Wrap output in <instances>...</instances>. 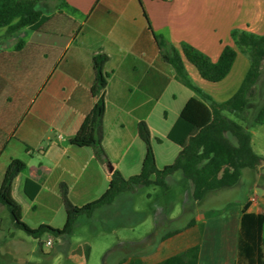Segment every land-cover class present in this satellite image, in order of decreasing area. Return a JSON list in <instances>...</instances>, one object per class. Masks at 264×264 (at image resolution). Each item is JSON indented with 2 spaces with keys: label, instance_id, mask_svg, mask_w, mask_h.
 Instances as JSON below:
<instances>
[{
  "label": "crops",
  "instance_id": "1",
  "mask_svg": "<svg viewBox=\"0 0 264 264\" xmlns=\"http://www.w3.org/2000/svg\"><path fill=\"white\" fill-rule=\"evenodd\" d=\"M40 8L46 20L38 30L10 32L0 28V185L11 160L25 163L12 183L10 197L19 206V219L33 229L41 222L29 223L39 219L58 228L52 222L65 210L61 184L67 187L69 201L80 207L106 191L111 179L108 165L124 178L140 172L146 152L137 135L140 121L147 124L151 143H155L152 147L157 168L178 155L179 146L166 135L192 95L180 89L183 85L162 60L152 33L162 36L180 54L184 42L211 62L218 60L225 46L235 49L229 73L217 83L203 80L181 54L192 84L212 95L217 103L229 97L222 95L237 90L250 66L231 32L264 35V0H47ZM98 54L108 58L104 66L107 84L101 142L108 164L97 161L91 147L70 143L95 102L90 88L92 60ZM169 87L180 91L183 99L178 106L175 93H170L176 110L171 121L167 112H162L167 125L158 132V106ZM250 135L256 153L254 143L260 144L262 139ZM156 138L162 141L158 143ZM161 146H165L162 152L157 150ZM259 156L264 163V156ZM258 168L245 169L239 183L232 187L241 191L238 200L227 199L220 210L204 209L216 193L232 188L209 193L199 204L194 201L198 210L182 228L158 239L144 234L119 239L113 247L103 249L98 264H158L193 247H198L197 264H238L244 206L248 205L247 213L264 215V185L257 180L261 178ZM27 179L40 187L33 201L24 193ZM178 183L191 200L189 181L182 176ZM168 190L169 186L164 191ZM171 219L169 216L167 220ZM117 225L124 228L128 222ZM89 250L85 248L84 257Z\"/></svg>",
  "mask_w": 264,
  "mask_h": 264
},
{
  "label": "trees",
  "instance_id": "2",
  "mask_svg": "<svg viewBox=\"0 0 264 264\" xmlns=\"http://www.w3.org/2000/svg\"><path fill=\"white\" fill-rule=\"evenodd\" d=\"M42 1L47 0H0V28H7L10 32L22 28L38 30L46 20L40 8ZM62 5L66 6L65 3ZM152 34L162 60L173 69L175 80L194 93L166 135L167 140L180 148L174 161L161 169L157 168L149 128L144 121H140L137 135L146 148L140 172L124 178L119 171L113 170L106 191L98 199L80 207L69 201L67 187L61 184L60 195L66 212L64 226L53 228L41 224L33 229L19 219V206L10 197L14 179L26 167L23 161L13 159L6 167L0 185V204L7 208L16 228L33 238H38L45 232L56 237L68 235L78 216L90 217L96 209L110 205L117 196L132 192L136 187L167 190V178L176 172H180L189 181L192 199L199 204L209 193L236 186L245 169L256 170L261 165L263 159L252 149L249 129L252 125H264V100L251 121L246 119V115L254 95V87L262 73L264 35L257 36L240 30L231 32L233 42L247 56L250 66L236 93L230 99L217 103L192 84L183 67L181 54L195 67L203 80L217 83L229 73L236 57L235 49L225 46L218 60L211 62L205 54L187 43L180 44V54L162 36ZM107 59L106 55L98 54L92 60L94 78L90 91L95 102L76 134L70 139L74 146L91 147L95 159L103 164H108L101 144L107 84L104 66ZM228 114L234 118H230ZM156 141L160 143L162 140L156 138ZM39 190L40 187L35 182L29 179L25 181L24 193L29 200L33 201ZM247 209L248 205H245L240 218L238 264H264V215L247 213ZM197 259L198 247H193L158 264H197Z\"/></svg>",
  "mask_w": 264,
  "mask_h": 264
},
{
  "label": "rangeland",
  "instance_id": "3",
  "mask_svg": "<svg viewBox=\"0 0 264 264\" xmlns=\"http://www.w3.org/2000/svg\"><path fill=\"white\" fill-rule=\"evenodd\" d=\"M180 87L185 93L193 96V92L189 89ZM236 91L222 95V97L229 96L224 101L230 99ZM171 92L175 93L178 106L183 99L180 91H175L173 87H169L162 94L158 106L161 124L160 127L159 125L156 127L158 132H161L167 125L162 118V112L166 111L168 121H171L176 110V103L172 102L170 98ZM206 95L214 100L212 95ZM263 100L264 64L247 110L246 119L248 121H251ZM228 116L234 118L231 114ZM251 128L249 132L254 135V138L260 136L262 139L260 144L254 143V149L258 155L264 156V125H252ZM152 144L155 146L154 142ZM164 147L161 146L157 150L162 152ZM172 158H168L169 164L174 161ZM165 159L167 160V158H162V160ZM259 172L261 178L257 177V180L264 185L263 162L258 168L257 173ZM180 178L182 175L177 172L167 179L168 191L158 187H136L132 192L122 193L110 205L96 209L90 217L78 216L74 221L71 233L61 237H56L49 232L43 233L38 238L27 235L23 230L13 225L9 211L0 204V264H98L102 260L103 249L113 247L119 239H133L143 234L145 237L151 236L153 239H158L167 232L180 229L195 216L199 207L193 199H188L186 191L178 183ZM241 196L239 188L224 190L216 193L213 201L206 202L203 208L220 210L225 207L227 199L238 200ZM169 216H172L170 221L167 220ZM125 220L128 222V226L123 228L117 225L120 221ZM137 220L138 223H136ZM65 221L64 210L63 215H57L52 224L62 228ZM37 222L43 224L44 220L39 219V221L29 224H39ZM47 241L50 242L49 246H46ZM86 247L90 248L89 253L86 254L87 258L83 255Z\"/></svg>",
  "mask_w": 264,
  "mask_h": 264
},
{
  "label": "water",
  "instance_id": "4",
  "mask_svg": "<svg viewBox=\"0 0 264 264\" xmlns=\"http://www.w3.org/2000/svg\"><path fill=\"white\" fill-rule=\"evenodd\" d=\"M109 171L112 172V167L108 165Z\"/></svg>",
  "mask_w": 264,
  "mask_h": 264
},
{
  "label": "built area",
  "instance_id": "5",
  "mask_svg": "<svg viewBox=\"0 0 264 264\" xmlns=\"http://www.w3.org/2000/svg\"><path fill=\"white\" fill-rule=\"evenodd\" d=\"M49 245H50V242H49V241H47V242H46V246H49Z\"/></svg>",
  "mask_w": 264,
  "mask_h": 264
}]
</instances>
